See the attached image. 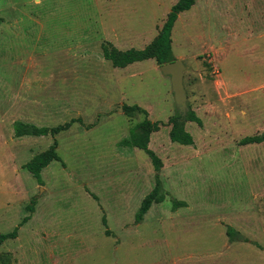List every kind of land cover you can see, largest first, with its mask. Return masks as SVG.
I'll list each match as a JSON object with an SVG mask.
<instances>
[{
  "label": "rangeland",
  "instance_id": "374dc122",
  "mask_svg": "<svg viewBox=\"0 0 264 264\" xmlns=\"http://www.w3.org/2000/svg\"><path fill=\"white\" fill-rule=\"evenodd\" d=\"M176 2L0 0V235L19 227L0 243V264L264 262V143L240 145L264 133V0H197L179 14L174 58L203 121L186 122L194 146L170 141L178 110L156 61L121 69L103 57L105 45L151 44ZM127 105L161 123L149 144L160 172L119 144L146 118ZM18 121L74 122L55 137L17 138ZM55 141L62 162L39 184L24 166ZM158 178L164 200L137 224ZM228 227L250 242H231Z\"/></svg>",
  "mask_w": 264,
  "mask_h": 264
},
{
  "label": "trees",
  "instance_id": "16d2710c",
  "mask_svg": "<svg viewBox=\"0 0 264 264\" xmlns=\"http://www.w3.org/2000/svg\"><path fill=\"white\" fill-rule=\"evenodd\" d=\"M196 1L197 0H177L176 4L172 6L167 20L162 26L158 36L151 44L146 46L144 49L132 48L126 51H121L117 48L105 45L103 50V57L106 60L110 61L115 68L121 69H124L132 64L147 60H154L160 66L176 61L172 48V31L176 21L178 20L179 14L191 10L192 7L196 4ZM1 23L2 20L0 19V25ZM124 111L126 115L131 117L135 114H143L146 116V118L142 122L138 123L135 127L130 129L129 137L121 141L119 143L120 146L137 148L145 152L151 158L155 170L157 172H160L163 166L162 161L157 156V154L150 149L149 144L151 135L161 130V123L152 122L148 118V111L146 109H143L139 105L124 106ZM73 122L74 121H71L58 127L49 128L38 127L34 124L18 121L15 123L14 127L17 138L29 136L42 137L47 135L55 137L61 132L67 131L72 126ZM186 122H194L197 123L200 127L203 126V121L194 111L188 112L186 117H183L179 112H176V114L169 119V124L171 127L169 131V138L172 143L190 147L194 146L195 141L193 135L186 129ZM262 143H264V133L260 135L248 136L240 141V145L242 146ZM57 147L58 143L57 141H55L47 151L37 154L24 166V168H26L33 175V177L39 184L43 183L42 171L46 167H48L51 162H62V159L57 152ZM163 200L164 199L161 196V181L158 178L156 188L144 198L141 204V207L136 215V223L139 224L144 220V217L152 208L154 203H160ZM28 209L32 212L34 211L33 207H28ZM29 219V216L26 217L23 221V224L27 223ZM104 225L107 226L105 218ZM18 232L19 227L9 234L0 235V243H3L8 239L17 238ZM106 235L111 236V232L108 229L106 230ZM227 235L230 237L231 242H250L246 238H241L240 235L232 227H228ZM236 237L240 238L235 240ZM4 264L7 263L4 261Z\"/></svg>",
  "mask_w": 264,
  "mask_h": 264
},
{
  "label": "water",
  "instance_id": "95a60500",
  "mask_svg": "<svg viewBox=\"0 0 264 264\" xmlns=\"http://www.w3.org/2000/svg\"><path fill=\"white\" fill-rule=\"evenodd\" d=\"M160 70L165 76L171 78L172 91L178 112L186 117L189 112V99L184 86V72L186 66L181 60L163 64Z\"/></svg>",
  "mask_w": 264,
  "mask_h": 264
},
{
  "label": "crops",
  "instance_id": "0c3cea01",
  "mask_svg": "<svg viewBox=\"0 0 264 264\" xmlns=\"http://www.w3.org/2000/svg\"><path fill=\"white\" fill-rule=\"evenodd\" d=\"M257 264H264L263 260L260 262V261H257Z\"/></svg>",
  "mask_w": 264,
  "mask_h": 264
}]
</instances>
